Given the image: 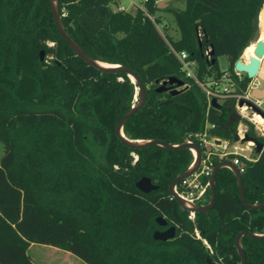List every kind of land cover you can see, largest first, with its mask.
<instances>
[{
  "label": "trees",
  "instance_id": "1",
  "mask_svg": "<svg viewBox=\"0 0 264 264\" xmlns=\"http://www.w3.org/2000/svg\"><path fill=\"white\" fill-rule=\"evenodd\" d=\"M59 1L66 31L85 53L135 71L147 89L143 109L123 127L127 139L189 140L199 147L198 134L235 140L240 121L232 106H209L171 48L197 63L202 81L224 74L221 56L233 72L257 40L264 0H185L184 10H169L181 34L177 41L142 9L114 10L117 0ZM143 5L156 16V0ZM171 78L184 82L179 93H158ZM252 81L243 75L242 89ZM136 90L126 74L99 71L74 54L55 25L50 0H0V264H37L33 245L54 247L84 264H241L236 237L264 234V208L248 209L235 175L222 168L213 208L190 219L169 186L190 168L191 150L131 149L116 135L136 105ZM242 121L246 135L263 144L252 154L256 162L244 161L242 174L246 201L257 205L264 202V138ZM221 161L213 157L211 165ZM144 177L158 190L141 192L136 183ZM210 194L208 188L207 204ZM158 217L176 228L174 239L153 238L162 229ZM241 242L246 264H264V240L244 236Z\"/></svg>",
  "mask_w": 264,
  "mask_h": 264
},
{
  "label": "water",
  "instance_id": "2",
  "mask_svg": "<svg viewBox=\"0 0 264 264\" xmlns=\"http://www.w3.org/2000/svg\"><path fill=\"white\" fill-rule=\"evenodd\" d=\"M50 4H51V9H52V13H53V18H54V22L55 25L60 33V35L62 36V38L64 39V41L70 46V48L72 49V51L74 52V54L79 57L81 60H83L85 63H87L88 65L92 66V68L94 67L95 69H98L99 71L102 72H107V73H113V74H126L134 84L137 85V95L138 97H136V105L134 107H132V109L130 111H128L120 120V122L118 123V127H116V135L117 137L121 140V142H123L124 144H126L127 147L131 148V149H143V148H147V147H151L153 145L156 146H160L162 148H165L166 150H170V151H174V150H178V149H189L191 151H194L196 153V160L195 163L193 164L194 166H191L185 173H183L182 175L178 176L173 182H171L170 186H169V192L171 194V196L178 202V204L180 205V207L189 213H193L194 215L196 213H204V212H208L210 209L213 208L214 206V202L216 199V189L215 187L217 185H215L216 182V176L217 173L219 172L220 169L222 168H228L230 169L233 174L235 175L236 179H237V183H238V188H239V194H240V199L243 202V204L250 210H262L264 208V202L260 203V204H250L246 201L245 198V192H244V185H243V177L242 174L239 172V169L237 168V166L233 165L231 162L229 161H223L220 162L219 164L216 165V167H213L212 169V173L209 179V188H210V201L208 202L209 204H206L204 206H199V205H195V204H190L187 201L183 200L181 197H179L175 191L176 187L178 184H180V182L185 179L190 178L191 176H193L196 172H198L201 168V161H202V152L199 149L200 147H198L195 143L189 141V140H185L184 143L180 144V145H169L166 144L163 141L160 140H147V141H133V140H129L125 137L124 133H123V127H125L124 125L126 124V122L140 109H143L144 105L146 104L147 101V89L145 87V85L143 84L141 78L138 76V74L133 71V70H129V68L125 67V66H121V65H110V64H106L103 63L101 61L95 60L92 57H90L89 55H87L85 53V50H83L71 37L70 35L67 33L68 31H66L63 23H62V17H61V8H60V1L59 0H50ZM258 37L257 40L254 42L255 43V51L254 54L256 56L251 57L249 59V63H245L243 62L242 59L237 60V62L235 63L234 66V70L246 75L250 80H259L262 83V88H256V89H252V93L251 95L258 100H264V78H262L260 76V72H261V67H262V61L264 59V40H261V33L264 30V3L262 4L260 10H259V14H258ZM211 54L214 55V53L212 52ZM44 58V52L41 53V59ZM214 63V61H213ZM168 85L170 86H176L175 89H168ZM184 87V82L182 80L176 79V78H171L169 80L162 82L159 87L157 88V92L158 93H162V92H167L169 91L171 94L175 95L177 93H179L180 88ZM244 104V102H241L240 105L242 106ZM211 106L220 109L221 105H219L217 103L216 100H212L211 102ZM247 106L252 108L254 111H256L257 114L261 115L262 118H264V113L257 107L253 106L251 103L247 102ZM239 120V118H237ZM236 140H239V137H236ZM245 142L248 141H252L255 143L256 146V152L260 153L263 149V144L258 142L255 139L250 138L249 136L245 135L244 139ZM136 187L143 192L144 194H148L151 193L152 191H157L158 190V186L155 185L154 183H152L151 179L144 177L141 180L138 181V183H136ZM157 222L159 224L160 227L162 228H166L168 227V222L166 221L165 218L162 217H158L157 218ZM176 236V228L174 226H170L168 227L166 230L164 231H160L157 230L154 232L153 234V238L156 241H161L162 242H166L168 240H172L174 239ZM244 236H249L255 239H260V240H264V234L263 235H259V234H254L252 232L249 231H243L241 233H239L236 237V246H237V250L238 253L241 257V264H246V257H245V253L243 251L242 248V238ZM208 264H212L211 259L208 260Z\"/></svg>",
  "mask_w": 264,
  "mask_h": 264
},
{
  "label": "built area",
  "instance_id": "3",
  "mask_svg": "<svg viewBox=\"0 0 264 264\" xmlns=\"http://www.w3.org/2000/svg\"><path fill=\"white\" fill-rule=\"evenodd\" d=\"M159 0H156L158 3ZM134 4V3H132ZM137 6V4H136ZM137 9L144 10L148 18L155 24L158 30L162 32L163 26L156 23L154 16L148 14L144 6H137ZM119 11H128L125 6L118 7ZM171 51L177 57L179 63L181 64V71H183L184 76L188 79L195 81L199 87L204 91L205 96L208 100L209 106H211L212 100H216L219 105L228 104L234 109V113L237 118H239L240 124L238 127L237 136L239 140L226 141L215 137H207V134H198L196 135L199 139V144L202 147V161H201V171L196 172L193 176L188 179L181 181V187L178 190L175 189L177 195L183 200L187 201L190 204L199 205L206 197L207 189L209 188V181L204 183L201 180V177L207 176L210 177L212 173L213 166L211 165V160L213 157H218L220 160L229 161L233 165L237 166L239 172L243 174L245 172L244 161L256 162L257 158L252 156L256 152L255 143L252 141L245 142L243 139L246 135L247 129L246 124L242 120H247L252 123L257 130L258 134L264 138V118L261 115L257 114L252 108L247 106V102L251 103L253 106L257 107L259 111L261 110L264 113V100L255 99L251 95L252 89L262 88V83L259 80L256 81L254 85L252 82L247 87L246 90H243L241 87V80L243 74L233 71V72H224L219 79L209 78L208 80L202 81L198 78V66L195 61L188 60V54L186 52H176L173 48ZM210 50L205 54L210 58ZM242 55L239 59H242L243 62L249 63V60L243 58ZM263 62V61H262ZM256 87V88H254ZM137 95V90H136ZM136 99V98H135ZM244 102L241 106L240 103ZM259 115L263 119V124H260L255 117ZM245 128V129H244ZM236 136V137H237ZM199 147V146H198ZM193 154V162L191 166H194L196 160V153L191 151ZM230 158L229 160H227ZM137 159V157H135ZM190 166V167H191ZM190 219L194 220L195 215L190 213Z\"/></svg>",
  "mask_w": 264,
  "mask_h": 264
},
{
  "label": "rangeland",
  "instance_id": "4",
  "mask_svg": "<svg viewBox=\"0 0 264 264\" xmlns=\"http://www.w3.org/2000/svg\"><path fill=\"white\" fill-rule=\"evenodd\" d=\"M136 4L137 6H142V7L144 6L143 0H117V4L112 5V8L114 10H118V7L120 8L125 6L128 11L134 13L137 9ZM185 7H186L185 0H159L158 2V11L155 14L156 15L155 19L159 18L160 19L159 25L164 27L162 30L163 32L162 34L163 35L168 34V37H170L174 41L179 40L181 34L178 29L174 15L169 10L171 8L184 10ZM217 64H218V70L221 72H227L230 70V63L225 56L219 57L217 60ZM262 66L263 69L261 70L260 76L262 75L264 77V62ZM255 82L256 81H252V85H254ZM2 154H3V145L0 141V157L2 156ZM229 159L230 158H228L227 160ZM206 202H207L206 198L203 201H201L202 205L207 204ZM30 254H31V258L37 264H84L81 260L70 255L69 253L63 252L61 250H57L56 248L49 246L33 245L30 249Z\"/></svg>",
  "mask_w": 264,
  "mask_h": 264
},
{
  "label": "bare ground",
  "instance_id": "5",
  "mask_svg": "<svg viewBox=\"0 0 264 264\" xmlns=\"http://www.w3.org/2000/svg\"><path fill=\"white\" fill-rule=\"evenodd\" d=\"M261 37V40H264V30L262 31V33H261V35H260ZM254 51H255V43H252L245 51H244V53H243V58L244 59H246V60H249L251 57H254V56H256L255 54H254ZM263 62H264V59H263ZM263 62H262V65H263ZM263 69V66L261 67V70ZM260 74H261V72H260ZM255 119L260 123V124H263V119L259 116V115H257L256 117H255Z\"/></svg>",
  "mask_w": 264,
  "mask_h": 264
},
{
  "label": "flooded vegetation",
  "instance_id": "6",
  "mask_svg": "<svg viewBox=\"0 0 264 264\" xmlns=\"http://www.w3.org/2000/svg\"><path fill=\"white\" fill-rule=\"evenodd\" d=\"M168 227H170L169 225H168ZM168 227H166V228H162V229H160V231H164V230H166Z\"/></svg>",
  "mask_w": 264,
  "mask_h": 264
}]
</instances>
